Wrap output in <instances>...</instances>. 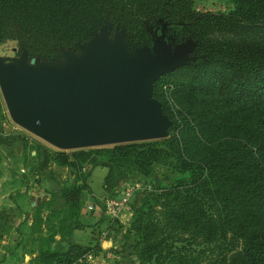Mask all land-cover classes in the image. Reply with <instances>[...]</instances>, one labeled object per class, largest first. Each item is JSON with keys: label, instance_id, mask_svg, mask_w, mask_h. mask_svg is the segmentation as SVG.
I'll use <instances>...</instances> for the list:
<instances>
[{"label": "trees", "instance_id": "trees-1", "mask_svg": "<svg viewBox=\"0 0 264 264\" xmlns=\"http://www.w3.org/2000/svg\"><path fill=\"white\" fill-rule=\"evenodd\" d=\"M191 2L0 0V42L15 41L17 54L29 58L57 61L103 26L125 30L131 51L153 54L162 37L171 51L193 43L185 64L153 83L171 120L165 139L71 153L35 143V167L52 187L42 203L48 246L39 264H73L89 251L70 236L95 167L147 177L159 162L186 176L134 208L130 229L141 264H264V0H234L229 12H200ZM65 166H89L81 185L60 181ZM56 234L66 247L51 249Z\"/></svg>", "mask_w": 264, "mask_h": 264}, {"label": "water", "instance_id": "water-1", "mask_svg": "<svg viewBox=\"0 0 264 264\" xmlns=\"http://www.w3.org/2000/svg\"><path fill=\"white\" fill-rule=\"evenodd\" d=\"M98 33L79 45L81 56H67L63 69L47 68L40 57L18 69L0 61L10 119L59 150L166 138L171 120L153 98L152 84L186 61L193 43L171 51L162 37L153 54L138 48L128 57L123 33L112 43Z\"/></svg>", "mask_w": 264, "mask_h": 264}, {"label": "rangeland", "instance_id": "rangeland-1", "mask_svg": "<svg viewBox=\"0 0 264 264\" xmlns=\"http://www.w3.org/2000/svg\"><path fill=\"white\" fill-rule=\"evenodd\" d=\"M191 7L200 12H229L234 9L235 2L234 0H192ZM104 30L105 31L103 34L99 32L97 35L101 34L108 43H112L114 41L116 34L123 33L122 30L119 29L106 28ZM122 37L123 43L125 47H127L126 55L128 57L134 56L135 52L131 51L127 46L125 30ZM88 44L89 41L85 43V45ZM185 44V47L187 48L190 46L189 42H186ZM82 54V48H78L75 51L67 49L62 52L60 58L57 61L47 62L43 58H40L42 59V64L45 65L47 68L58 67L63 69L68 60L67 56H71L70 58H77ZM34 58L35 57L29 58L24 54H17V43L13 40H6L4 42H0V61L3 62L5 65L12 64L16 69H18L21 65L24 67H29L33 65ZM185 62L186 61L182 62L176 68L183 66ZM166 95L169 97V99L171 98L169 90H166ZM171 103L173 104V101H171ZM9 123L12 126L14 125L16 127L15 131H17L18 133L27 134L30 140H37L38 142L42 143L44 147L55 152L66 151L68 153H71L80 150L92 151L93 149H109L114 146H88L68 150L56 149L55 147L49 145L45 141L39 139L38 137L34 136L33 134L29 133L28 131L13 123V121L9 117L6 103L3 98L2 90L0 88V126L2 127L3 125H7ZM30 145L33 147L35 145V142L34 144ZM94 159L97 158L94 157ZM37 163L38 161L36 162V164ZM52 166L53 165H50V167ZM88 167L89 166H85L84 169H81L79 167V169L75 168L74 170L73 168L65 166L58 170V173L61 175L60 181H62L66 185L72 184L78 179V184L81 185L83 180L82 175L83 173H85V171H87ZM185 176L186 175L182 173L173 171L172 168H170L168 164L166 165L164 162H159L155 164L153 172L147 177L136 176L132 173H128L126 178H122L117 173L114 175L110 174L107 167H95L91 172L90 178L87 180V184L91 188V193L87 191L86 193L93 194L95 196V203L97 204L99 211H101V208L99 206L100 203H103L104 205V203L107 202H112L113 205L111 208L116 210L118 207V203L123 198H127L128 209L122 210L119 214H117L116 211L112 212V210H105L102 212L101 215L97 212L96 214L90 215V219L88 217L86 218L89 219L90 222L83 219L80 220V226L76 230L82 233V235H87L90 233V235H93V237L96 238V240L89 245L80 244L81 247L89 250L88 252L82 254L80 258L82 260L81 263L89 264L90 259H93L95 260L94 263L96 264H141L137 259V255L139 254V252L135 249L136 238L134 232L130 229L134 208L151 190L159 187H169ZM44 186L48 188L49 191L52 188L51 185L47 184L46 182L44 183ZM84 196L86 197L87 194H84ZM68 209L72 210L71 208ZM81 209L79 212V219L81 212L83 213V210L81 211ZM62 214L64 217L71 216V213L67 210H63ZM53 223H57V220H54ZM69 223L70 220L67 219L64 224L65 227L66 225H69ZM71 238L73 239V233L70 236V239ZM64 241L67 243L66 239Z\"/></svg>", "mask_w": 264, "mask_h": 264}, {"label": "crops", "instance_id": "crops-1", "mask_svg": "<svg viewBox=\"0 0 264 264\" xmlns=\"http://www.w3.org/2000/svg\"><path fill=\"white\" fill-rule=\"evenodd\" d=\"M15 130L10 123L0 126V264H39V251L48 246V226L45 223L48 211L42 203L50 198L49 190L44 186L45 182H50L35 167L36 150L30 144L40 142ZM83 193L87 196L83 194L82 197L80 220L90 222V215L97 212L101 215L104 205L100 203L99 211L95 196ZM89 205L93 210L87 209ZM70 240L89 245L96 238L90 233L82 235L74 230ZM67 244L56 234L50 247H66ZM80 258L73 264H81ZM94 261L90 259L89 264H96Z\"/></svg>", "mask_w": 264, "mask_h": 264}, {"label": "built area", "instance_id": "built-area-1", "mask_svg": "<svg viewBox=\"0 0 264 264\" xmlns=\"http://www.w3.org/2000/svg\"><path fill=\"white\" fill-rule=\"evenodd\" d=\"M22 172H24V170H22ZM112 202H107V203H104V211L105 210H112V212H117V214H119L122 210L124 209H128V206H127V198H123L119 203H118V207L116 210H114L112 207ZM87 209L89 211L93 210V207L91 205L87 206ZM82 262V260H80V263ZM82 264V263H81Z\"/></svg>", "mask_w": 264, "mask_h": 264}]
</instances>
